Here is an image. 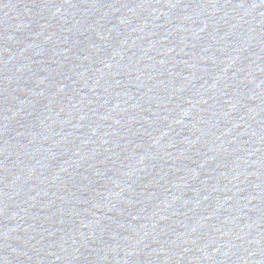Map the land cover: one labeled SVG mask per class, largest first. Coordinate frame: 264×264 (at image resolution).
<instances>
[{
  "label": "water",
  "instance_id": "obj_1",
  "mask_svg": "<svg viewBox=\"0 0 264 264\" xmlns=\"http://www.w3.org/2000/svg\"><path fill=\"white\" fill-rule=\"evenodd\" d=\"M0 264H264V0H0Z\"/></svg>",
  "mask_w": 264,
  "mask_h": 264
}]
</instances>
